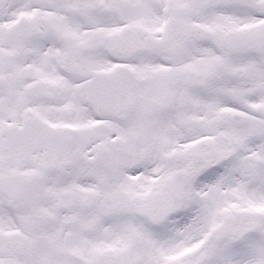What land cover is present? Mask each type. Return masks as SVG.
<instances>
[{
    "label": "snow or ice",
    "instance_id": "snow-or-ice-1",
    "mask_svg": "<svg viewBox=\"0 0 264 264\" xmlns=\"http://www.w3.org/2000/svg\"><path fill=\"white\" fill-rule=\"evenodd\" d=\"M0 264H264V0H0Z\"/></svg>",
    "mask_w": 264,
    "mask_h": 264
}]
</instances>
